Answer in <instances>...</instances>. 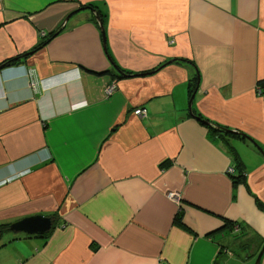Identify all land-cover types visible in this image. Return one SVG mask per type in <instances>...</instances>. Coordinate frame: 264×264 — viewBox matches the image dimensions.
Here are the masks:
<instances>
[{"label": "crops", "instance_id": "crops-1", "mask_svg": "<svg viewBox=\"0 0 264 264\" xmlns=\"http://www.w3.org/2000/svg\"><path fill=\"white\" fill-rule=\"evenodd\" d=\"M261 80L264 0H0V264H252Z\"/></svg>", "mask_w": 264, "mask_h": 264}, {"label": "water", "instance_id": "water-1", "mask_svg": "<svg viewBox=\"0 0 264 264\" xmlns=\"http://www.w3.org/2000/svg\"><path fill=\"white\" fill-rule=\"evenodd\" d=\"M95 18H96V20L99 23L103 40H105L104 39L105 38V34H104V28H103V25H102V20H101V18H100L98 13L95 14ZM194 94H195V92L190 96L189 101H188L189 112L193 116H194V114L191 112V103H192V100L194 98ZM195 117L198 118L197 116H195ZM203 123L209 124V122L206 121V120H203ZM222 130L224 132L238 133V132H236L233 129H222ZM240 134L242 135V133H240ZM261 153L264 154L263 151ZM52 226H53V218L52 217L45 216V215H42V214H37V215H33V216L22 218V219L16 221V222L10 224L9 228L12 231L23 232V233H26V234H29V235H31V234L43 235V234L48 233L51 230ZM0 236H1V230H0ZM263 253H264V242H263L262 247L260 248L256 258H255L254 264H259L260 263V260H261V257L263 255Z\"/></svg>", "mask_w": 264, "mask_h": 264}, {"label": "trees", "instance_id": "trees-1", "mask_svg": "<svg viewBox=\"0 0 264 264\" xmlns=\"http://www.w3.org/2000/svg\"><path fill=\"white\" fill-rule=\"evenodd\" d=\"M99 13H100L99 16L101 18L103 16V13L102 12H99ZM52 34H54V32H52L48 36H52ZM176 60H178V59H176ZM19 61H20V57L7 59L3 63H1V67L2 66H6V65H12V64H15V63H17ZM96 73L97 74H104L106 72H99V73L96 72ZM198 79L199 78H198L197 74L195 73V76H193L189 80V82L187 84V89H188L189 96H191L195 92L196 87H197V83H198ZM258 84H259V88H261V89L264 88V80L259 81ZM197 117L201 121L203 120L202 118H200V116H197ZM210 129H211V131L213 130L212 132H214V133L221 132L219 130V128L218 129H214L213 127H210ZM225 133L232 134V135H235V136L240 137L239 134H236V133H232V132H225ZM230 154L233 157V160L235 162V165H234L233 172H230L229 175H230V177L232 179L233 184L235 185V184H237L239 182H242L244 180L245 174H244L243 170L241 169V163L238 160L237 154L232 149L230 150ZM235 170H236V173H235ZM174 222L176 224H178L179 226L184 227V224L182 223L180 216L175 217ZM229 224L231 225V227H235L236 226L235 224H233V222H229ZM8 227H9L8 224H2V225H0L1 231H4V230L8 229ZM48 233H46V234H48ZM46 234H43V235H46Z\"/></svg>", "mask_w": 264, "mask_h": 264}, {"label": "built area", "instance_id": "built-area-1", "mask_svg": "<svg viewBox=\"0 0 264 264\" xmlns=\"http://www.w3.org/2000/svg\"><path fill=\"white\" fill-rule=\"evenodd\" d=\"M27 75L29 77V80H30L29 83H30L31 87L35 88L37 85V79L35 78L34 70H28ZM113 88H114V86L108 87L105 90L106 94L107 95L111 94L113 91ZM134 114L137 116H146V109L145 108H135ZM228 170H229V172H232L233 168H229ZM171 197H175V200H178V198H179L178 194H175V193H172Z\"/></svg>", "mask_w": 264, "mask_h": 264}, {"label": "rangeland", "instance_id": "rangeland-1", "mask_svg": "<svg viewBox=\"0 0 264 264\" xmlns=\"http://www.w3.org/2000/svg\"><path fill=\"white\" fill-rule=\"evenodd\" d=\"M193 67H194V66H193ZM194 69H195V72H197L195 67H194ZM232 172H233V171H232ZM228 173H230L229 170H228ZM172 198L175 199V197H172ZM261 247H262V246H261ZM261 247H260V248H261ZM258 252H259V250H258ZM258 252L256 253V256H257ZM256 256H255V258H256ZM255 258H254V260L252 261V264H254Z\"/></svg>", "mask_w": 264, "mask_h": 264}]
</instances>
